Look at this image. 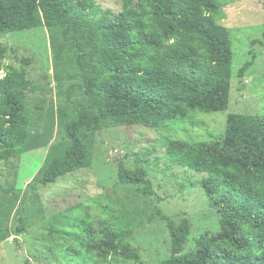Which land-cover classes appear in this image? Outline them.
<instances>
[{"label": "trees", "instance_id": "16d2710c", "mask_svg": "<svg viewBox=\"0 0 264 264\" xmlns=\"http://www.w3.org/2000/svg\"><path fill=\"white\" fill-rule=\"evenodd\" d=\"M123 4L115 15L94 0H0V36L48 28L57 61L73 62L90 101L88 108L71 102L76 116L62 122L66 143L53 148L39 178L43 186L92 165L84 131H101L107 123L157 128L193 112L229 107L234 51L230 30L220 24L222 0ZM7 51L0 42V162L30 147L33 121L27 94L36 90L28 78L29 61L5 68ZM253 64L247 61L239 77ZM56 77L63 78L58 72ZM167 159L204 175L198 185L219 212L220 230L202 235L186 253L189 219L177 223L157 206L154 214L166 222L171 237V255L159 264H264V117L230 114L216 143L170 139ZM139 161L136 170L119 162V181L155 196L147 161ZM76 212L73 231L67 233L78 246L68 251H85L90 258L82 260L86 264L141 262L125 240L127 232L94 215L88 205ZM24 227L22 218L16 231L22 233Z\"/></svg>", "mask_w": 264, "mask_h": 264}, {"label": "rangeland", "instance_id": "374dc122", "mask_svg": "<svg viewBox=\"0 0 264 264\" xmlns=\"http://www.w3.org/2000/svg\"><path fill=\"white\" fill-rule=\"evenodd\" d=\"M94 1L115 15L123 10V0ZM222 1L225 16L220 24L230 30L234 51L228 109L193 112L157 128L107 123L101 131H84L92 165L48 186L39 178L53 148L66 143L62 122L76 116L71 102L76 101L77 108L81 104L88 108L90 101L80 88L82 80L75 75L73 62L67 58L57 61L48 28L0 36L8 50L5 68H20L23 60L29 61L28 78L36 87L27 94L33 121L31 145L21 155L0 162V264H86L82 260L90 258L85 251L76 255L67 250L78 246L67 231H73L71 223L82 205L127 232L125 240L132 251H138L141 262L130 259L120 264H159L170 257V233L166 222L154 214L157 206L177 223L189 219L186 253L202 235L220 230L219 212L198 185L204 175L172 165L167 146L170 139L221 141L230 114L264 117V44L253 43L264 41V0ZM62 52L67 56V51ZM247 61L254 64L241 78L238 73ZM56 72L63 78H57ZM139 160L147 161L155 196L119 181V162L136 170L142 165ZM22 218L24 231L18 233Z\"/></svg>", "mask_w": 264, "mask_h": 264}, {"label": "water", "instance_id": "95a60500", "mask_svg": "<svg viewBox=\"0 0 264 264\" xmlns=\"http://www.w3.org/2000/svg\"><path fill=\"white\" fill-rule=\"evenodd\" d=\"M116 155V153H114V156Z\"/></svg>", "mask_w": 264, "mask_h": 264}]
</instances>
